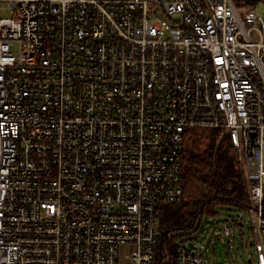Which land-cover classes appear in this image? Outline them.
<instances>
[{
  "label": "built area",
  "instance_id": "2783aa9c",
  "mask_svg": "<svg viewBox=\"0 0 264 264\" xmlns=\"http://www.w3.org/2000/svg\"><path fill=\"white\" fill-rule=\"evenodd\" d=\"M0 3V264H160L194 128L228 135L264 264V14L236 0ZM198 247L179 245L176 264H213Z\"/></svg>",
  "mask_w": 264,
  "mask_h": 264
},
{
  "label": "trees",
  "instance_id": "16d2710c",
  "mask_svg": "<svg viewBox=\"0 0 264 264\" xmlns=\"http://www.w3.org/2000/svg\"><path fill=\"white\" fill-rule=\"evenodd\" d=\"M236 1L246 10L256 9L261 2ZM235 153L225 132L201 128L188 131L181 164L185 199L162 208L163 230L176 229L174 226H182L183 221L189 217L192 222L196 218L200 221L204 215L215 217L220 214V210H216L217 205L235 204L241 210L249 206V184ZM242 223L240 220L239 224ZM167 246L172 259L166 264H176L179 245L172 244L170 238Z\"/></svg>",
  "mask_w": 264,
  "mask_h": 264
},
{
  "label": "rangeland",
  "instance_id": "374dc122",
  "mask_svg": "<svg viewBox=\"0 0 264 264\" xmlns=\"http://www.w3.org/2000/svg\"><path fill=\"white\" fill-rule=\"evenodd\" d=\"M241 3L243 4V1ZM256 11L259 14H264V2L262 0L257 5ZM9 15L10 10L7 5L0 3V17ZM172 35L178 36V32H173ZM246 178L248 184L247 175ZM191 208L194 207L191 206ZM216 210H220V214L215 217L204 215L200 221L196 218L193 222L189 217L183 221L182 226H174L176 229H167V231L162 228L161 212L162 239L158 246V263L162 261L160 264H166L172 259L171 251L167 246L170 238L174 245L187 244L188 241L198 244L203 248L202 251L206 260L213 264H251L250 258L256 263L258 254L255 246L250 244L253 234L249 214L235 204L217 205ZM237 219L242 220L243 223L239 224ZM226 225L231 227L230 237L225 233L224 227Z\"/></svg>",
  "mask_w": 264,
  "mask_h": 264
},
{
  "label": "water",
  "instance_id": "95a60500",
  "mask_svg": "<svg viewBox=\"0 0 264 264\" xmlns=\"http://www.w3.org/2000/svg\"><path fill=\"white\" fill-rule=\"evenodd\" d=\"M250 244L253 245V242L250 241ZM188 246H189L190 248H192V249H196V248H197L198 250L200 249L198 246H196V244H195L193 241H188ZM249 262H250L251 264H254V263H253V260H252L251 258L249 259Z\"/></svg>",
  "mask_w": 264,
  "mask_h": 264
}]
</instances>
